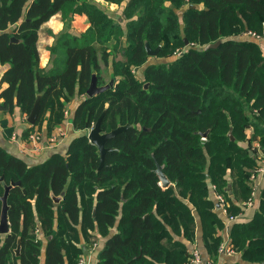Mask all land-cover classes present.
Masks as SVG:
<instances>
[{"label": "trees", "instance_id": "1", "mask_svg": "<svg viewBox=\"0 0 264 264\" xmlns=\"http://www.w3.org/2000/svg\"><path fill=\"white\" fill-rule=\"evenodd\" d=\"M104 1L121 5L120 20L93 0H0V65H8L0 112L27 116L39 96L37 120L22 135L42 124L48 134L78 100L69 121L79 132L64 154L37 165L0 147V197L19 182L6 198L0 264H40L43 241L44 264H78L82 245L98 239L97 264H186L196 224L201 246L216 257L223 221L210 185L229 213L249 195L255 159L241 143H251V128L264 150V53L239 36L264 37V0ZM56 13L63 30L42 68L38 31ZM75 13L88 22L78 35L69 32ZM145 42L159 46L162 60L179 53L148 64ZM92 74L98 86L113 82L88 96ZM99 117L101 133L122 127L104 141L103 164L87 137ZM0 125L8 135L4 119ZM257 200L248 221L230 226L241 260L234 264H264V182Z\"/></svg>", "mask_w": 264, "mask_h": 264}, {"label": "crops", "instance_id": "2", "mask_svg": "<svg viewBox=\"0 0 264 264\" xmlns=\"http://www.w3.org/2000/svg\"><path fill=\"white\" fill-rule=\"evenodd\" d=\"M99 6H105L108 9H111V14H121V5L115 3H108L104 0H93ZM116 7L115 9H113ZM115 10V11H114ZM118 16V15H117ZM120 16V15H119ZM88 26L87 18L84 14L75 13L70 21L69 24V32L74 35H78L79 33L83 32ZM63 30V22L61 21V17L59 13L52 15L46 22H44L38 31V39H37V51L39 55V66L42 68H46L47 65L50 63L52 59L51 48L54 43V38L57 34H59ZM44 31V33L42 32ZM247 33V32H246ZM248 34V33H247ZM240 34L239 37H247L248 39L256 40L261 46V49L264 53V37H253L250 34ZM250 35V36H249ZM8 67L7 64L0 65V75L4 72V70ZM78 100L73 101L69 104L68 111L70 113L73 112ZM4 119L7 128L9 129V134L6 135L2 126L0 125V147L5 149L7 152L11 153L14 156L21 158L28 166L37 165L42 163L45 159H47L52 153L58 152L60 154H64L66 148L70 141L77 135L79 132L72 128L70 121L63 122L55 125L51 133L47 134L45 129V125L42 124L40 128H37L39 131L38 134L45 140L47 137L55 135L56 143L51 148H44L42 150H34L32 147V143L27 140V136H23V132L28 125V122L25 119V115L21 114L18 109H14L12 113H5L0 112V120ZM30 125V124H29ZM36 129V128H35ZM14 135V137H13ZM264 180L261 181L259 189L257 192H260V189L263 185ZM210 197L214 201V211L219 215L222 219L223 223H225V215L221 212V210L216 205L215 199L213 198V191L209 188ZM257 192L255 194H257ZM242 202H237L236 204L239 205L240 208ZM258 201L257 198L253 201V204L247 207H243L242 214L239 215L238 222H246L248 221L254 212L257 209ZM197 222V220H196ZM237 222V221H236ZM224 226V224H223ZM223 229V228H222ZM221 229L222 236L224 230ZM220 233V232H219ZM220 235V234H218ZM102 240L98 239L94 242L95 246L93 249L91 248L93 244H90L85 247L87 244L82 245V254L85 255L86 258L89 260V264H97V252L100 249ZM201 230L200 227L196 224L195 229V239L194 242L186 241L185 244L187 246V250L191 249L194 244L201 245ZM45 241L42 243L41 248V255H40V264H44V247ZM97 244L99 247L97 248ZM204 252V249H203ZM203 256L209 255L206 251L204 252ZM219 261L217 263L222 264L224 261H228L229 264H234L235 262L241 261L239 257L233 255L232 257H224V256H217ZM225 258L226 260L220 261V259Z\"/></svg>", "mask_w": 264, "mask_h": 264}, {"label": "built area", "instance_id": "3", "mask_svg": "<svg viewBox=\"0 0 264 264\" xmlns=\"http://www.w3.org/2000/svg\"><path fill=\"white\" fill-rule=\"evenodd\" d=\"M247 33L256 38L259 37L253 32H247ZM64 114H67L66 110L64 111ZM55 138H56L55 135H52V136L47 137L45 140H43L42 137L38 134V132H35V131L30 132L27 135V140L32 143L31 145L33 149L36 151L42 150L48 147L49 148L53 147L56 143ZM257 145L255 146L256 152H258L259 150V147ZM252 152H253V145L249 153L252 155ZM247 180H248L247 183L251 191V197L248 198L246 201H242L241 203L242 208L243 207L245 208L253 204V197L255 193L257 192V190L259 189L261 181L264 180V154H262L261 159L258 162V165H256V167L250 170ZM211 189L214 194L213 198L215 199L216 205L221 210V212L225 215V223L222 229L224 230L223 236H222L223 239L217 248V254H218L217 256L232 257L233 255L236 254V252L230 243L229 230H230L231 224L233 222L238 221L239 215L242 214L243 209L240 208L241 210L239 211L238 214L228 215L227 214V202L224 196L221 195L219 192H216L214 185L211 186ZM92 246L94 247L95 244L93 243ZM78 264H89V260L86 258L85 255H80L78 258ZM186 264H219V263H217L216 261H214V259L208 256H203L200 249L196 245H193L192 248L188 250V257H187Z\"/></svg>", "mask_w": 264, "mask_h": 264}, {"label": "water", "instance_id": "4", "mask_svg": "<svg viewBox=\"0 0 264 264\" xmlns=\"http://www.w3.org/2000/svg\"><path fill=\"white\" fill-rule=\"evenodd\" d=\"M12 40H14L12 38ZM220 43L218 40L215 44L212 46H216ZM145 50L148 56H155L159 50V46H156L154 49H152L147 42H145ZM53 57V54H52ZM112 80H110L107 84L103 86H98L95 81V74H92L91 81L89 83V86L86 89V95L92 96L96 93H99L105 89H107L111 84ZM146 87V84L144 85ZM39 113V96L36 97L35 102L27 115L26 121L28 124L32 125L36 122L37 117ZM100 119L101 117L98 118V120L95 122V124L92 126V128L87 132V137L89 141L92 144H95L98 148L99 151V156H100V164H103V156L107 148L104 147V141L110 137L113 136L115 133H117L122 127H118L114 130H111L109 132L101 133L100 130ZM232 139V137H230ZM156 173L159 176L160 179V185L163 187H166L169 185V181L162 172V167L158 164L156 168ZM19 184V182H11L9 185L4 186V192L3 195L0 197L1 200V208H0V235L7 234L9 232V221H8V215H7V210H8V205H7V194L9 192V189L15 185ZM54 200L57 201V197H54ZM15 253H19V242L17 243V247L15 249Z\"/></svg>", "mask_w": 264, "mask_h": 264}, {"label": "rangeland", "instance_id": "5", "mask_svg": "<svg viewBox=\"0 0 264 264\" xmlns=\"http://www.w3.org/2000/svg\"><path fill=\"white\" fill-rule=\"evenodd\" d=\"M100 7H102L103 8V10L106 12V13H108L111 17H114V18H117V17H119V15L120 14H111V9H108V8H106L105 6H100ZM116 7H114L113 9H115ZM115 11V10H114ZM118 15V16H117ZM119 20H120V17H119ZM43 33H44V31H42ZM179 52L177 51V52H175L174 54H172V56H170L169 58H167V60L165 59V60H162L161 58H158V57H156V55L155 56H149L148 57V59H147V63L149 64V63H153V64H157V63H161V62H166V61H168V60H172L177 54H178ZM66 111H67V114H64V119H63V122H66V121H68L69 120V116H70V112L68 111V108H66L65 109ZM64 110V111H65ZM64 113V112H63ZM27 118V116H25V119ZM37 127V126H36ZM35 127V128H36ZM38 128V127H37ZM37 128L36 129H33V131H35V132H39L38 130H37ZM92 128V126L88 129V131L90 130ZM32 131V132H33ZM87 131V132H88ZM51 133V132H50ZM245 134H246V137L247 138H249V139H251V143L250 144H248V141H243L242 143H241V145L243 146V147H246L247 149H248V151H250L251 150V147H252V145H253V152H252V157L255 159V166L254 167H256V165H258V162H259V160L261 159V156H262V154H264V150L261 148V146H260V143H259V141H258V138H256V137H252V129L251 128H247L246 130H245ZM258 144V145H257ZM258 146L259 147V150H258V152H256V148H255V146ZM250 154V153H249ZM251 155V154H250ZM253 167V168H254ZM252 168V169H253ZM226 174H230V171H228ZM248 181V180H247ZM211 186L212 185H210V188H211ZM261 190V189H260ZM217 192V191H216ZM221 195H223L222 193H220ZM259 194H260V192H257V194H255L254 195V197H253V201L255 200V198H259ZM224 196V198H225V200H226V202H227V207H228V205H229V202H228V199L226 198V196L225 195H223ZM251 197V191L249 190V195L246 197V199H244V200H238V201H236V203L237 202H242V201H246L248 198H250ZM258 201V200H257ZM239 213V212H238ZM238 213H236V214H238ZM227 214L228 215H235L234 213H229L228 212V210H227ZM197 223V222H196ZM224 224V223H223ZM220 232V233H219ZM218 232V234H220L218 237V241H214V242H212V246H213V248H215L216 250H217V248H218V246H219V244H220V242L222 241V239H223V237H222V232H221V230ZM211 243V242H210ZM90 244H86L85 245V247L87 248V246H89ZM194 245H196V244H194ZM199 249H200V251L203 253V254H205L204 252H205V250H204V252H203V247L198 243L197 245H196ZM211 246V247H212ZM99 247V245L97 244V248ZM92 249H93V246L91 247ZM206 255V254H205ZM237 254H235V256H236ZM208 257H210V258H212V259H214V261H216V262H218L219 261V259H218V257H217V255H215L216 257H212V256H210V255H207ZM238 256V255H237ZM223 260H226L225 258H223V259H220V261H223ZM225 262V261H224Z\"/></svg>", "mask_w": 264, "mask_h": 264}]
</instances>
